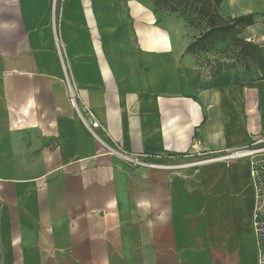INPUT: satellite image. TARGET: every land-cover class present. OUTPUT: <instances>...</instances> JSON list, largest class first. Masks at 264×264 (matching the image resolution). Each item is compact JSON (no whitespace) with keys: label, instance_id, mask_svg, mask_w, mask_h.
Instances as JSON below:
<instances>
[{"label":"crops","instance_id":"obj_1","mask_svg":"<svg viewBox=\"0 0 264 264\" xmlns=\"http://www.w3.org/2000/svg\"><path fill=\"white\" fill-rule=\"evenodd\" d=\"M53 1L0 0V264H257L253 157L171 172L102 155L64 75L99 137L166 163L263 138L260 70L229 42L187 53L200 30L155 0ZM220 6L264 38V0Z\"/></svg>","mask_w":264,"mask_h":264},{"label":"trees","instance_id":"obj_2","mask_svg":"<svg viewBox=\"0 0 264 264\" xmlns=\"http://www.w3.org/2000/svg\"><path fill=\"white\" fill-rule=\"evenodd\" d=\"M222 0H155L157 7L176 14L189 26L200 30L198 37L187 46L186 52L197 57L200 52L213 50L220 42H229V49L241 63H252L264 79V55L252 41L241 38L242 32L255 24L254 15L224 17L220 13Z\"/></svg>","mask_w":264,"mask_h":264},{"label":"built area","instance_id":"obj_3","mask_svg":"<svg viewBox=\"0 0 264 264\" xmlns=\"http://www.w3.org/2000/svg\"><path fill=\"white\" fill-rule=\"evenodd\" d=\"M57 1L58 0L53 1V6H52L53 11L56 8V2ZM247 41H252L255 44H257L260 47V49L262 50V54H264V38H258L257 40L253 39V38H249ZM68 92H69V103H70L71 107L76 109V111L79 115V118L81 120V123L84 124L89 135L93 139L98 141V143L101 145L102 155H105V156L109 155V156L115 157L118 160L126 163L127 165H129L132 168H139V167L142 168L143 167V168L150 169V170L160 169V170H167V171L172 172L173 170L185 169L188 166H190L189 164H188V166H185L184 164H176V163H172L170 161L166 162V163L165 162H159L161 157L157 156V155L153 156V155H147V154H134V153L127 152L118 143H116L114 141V139L110 138L107 135H106V137L108 140L105 141L104 139L99 137V135L96 133V130L101 129V126L97 122V119H96L93 111L85 108L84 112H82L80 110L81 108H79V105H78L76 92L71 87H69ZM193 148H194V152H192V153H195V154L201 153L204 151V150L202 151L198 147V144L194 145ZM259 148L260 149H254L252 151L250 150V151H248V153L246 155H244V156L253 157L252 163L250 164L251 165L250 166L251 167V176H253V179L258 178L261 175L264 176V159H262V160L257 159L258 155H260V154L264 155V154H262V153H264V146H261ZM216 153L218 154L219 152H216ZM171 158L175 159L174 157H171ZM171 158H168V159H171ZM221 158H223L222 160H231V159H234V156H231V154H230L229 156H225V157H221ZM213 160H218V158H214L212 160H204V161H213ZM204 161H202V162H204ZM202 162H198V163H202ZM192 164H197V163L194 162ZM175 166L176 167L178 166L179 168L178 169H171L172 167H175ZM256 180H254L253 183L256 182ZM257 190H260V189L257 188ZM255 198L256 199H262L263 196L260 194H257L255 196ZM260 202H261L260 204L263 205L262 206L263 207L262 215L264 216V203H262V200ZM257 230L262 231V236H260V239L258 241L259 256H258V263L257 264H264V219L262 221H260L259 227L257 228ZM261 238H263V239H261Z\"/></svg>","mask_w":264,"mask_h":264},{"label":"rangeland","instance_id":"obj_4","mask_svg":"<svg viewBox=\"0 0 264 264\" xmlns=\"http://www.w3.org/2000/svg\"><path fill=\"white\" fill-rule=\"evenodd\" d=\"M54 43H55V41H54ZM215 49V48H214ZM214 49L213 50H211V51H209V52H207L206 53V55L207 54H209V55H211V53H213L212 55H214V54H216V52H214ZM219 52H222V53H225V51L223 50V51H221V50H219ZM228 52H229V55H233L232 56V58L233 57H235L236 58V60H238L237 59V54H236V52L235 51H233V50H231V49H229L228 48ZM203 55H204V53H203ZM206 58H207V56H205ZM205 57H203V58H205ZM209 57H212V56H209ZM203 62H204V60H203ZM238 62H240L239 60H238ZM65 76V78H66V80H65V82H64V86H65V88H66V91L68 92V89H69V87H71L70 86V83H69V81H67L68 80V78H67V76L66 75H64ZM78 116V118H79V115H77ZM80 119V118H79ZM81 121V120H80ZM255 146H264V137L263 138H261L257 143H255V141H252L251 142V144H249L245 149L244 148H238V149H235L234 151H231V152H229V151H226V150H219V151H217V152H219L218 154L216 153V152H214V151H203V152H201V153H197V154H195V153H192V152H190L189 154H187L186 156H182V157H180V158H175V159H169V161L170 162H172V163H176V164H184L185 166H188V164H192V163H194V162H196V163H198V162H202V161H204V160H212V159H214V158H218V159H220L221 157H225V156H229L231 153H233V152H238V151H240V150H247V151H252V150H254V149H260V148H255ZM214 152V153H213ZM262 154H264V153H262ZM246 158H248V156H242V157H236V158H234V159H232L233 161H236V160H240V159H246ZM231 160V161H232ZM220 161H223V162H227V161H229V160H220ZM219 161V162H220ZM211 163H217V162H208V163H206V164H204V165H207V164H211ZM252 163V162H251ZM200 166H203V165H200ZM200 166H196V165H193V166H188L187 168H185V169H188V168H198V167H200ZM139 168H141V167H139ZM138 168V169H139ZM143 168V167H142ZM136 169V168H135ZM145 169V168H144ZM182 170H184V169H179V170H173V172H179V171H182ZM262 178V179H261ZM251 179H252V183H253V181L254 180H256V182H254L253 183V188H254V199H255V204H254V212H253V231L255 232V238H256V241H257V243H258V241H259V239H260V236H262V231L261 230H257V228L259 227V223H260V221H262L263 219H264V216L262 215V209H263V205H261L260 203V201L262 200V203H264V176L263 175H261V176H259L258 178H255V179H253V176H251ZM256 183V184H255ZM257 188H259L260 190H257ZM257 194H260V195H262L263 196V198L262 199H256L255 198V196L257 195ZM259 209V210H258ZM259 236V237H258ZM261 239H263V238H261ZM263 242V241H262Z\"/></svg>","mask_w":264,"mask_h":264},{"label":"bare ground","instance_id":"obj_5","mask_svg":"<svg viewBox=\"0 0 264 264\" xmlns=\"http://www.w3.org/2000/svg\"><path fill=\"white\" fill-rule=\"evenodd\" d=\"M248 153V151H245V150H240V151H236L235 153H231V156H234V158H236V157H242V156H244V155H246ZM223 158H220V159H218V160H213V161H204V162H202V163H197V164H189L190 166H193V165H198V166H200V165H204L205 163H208V162H217V161H220V160H222ZM179 167L177 166H175V167H172L171 169H178Z\"/></svg>","mask_w":264,"mask_h":264}]
</instances>
